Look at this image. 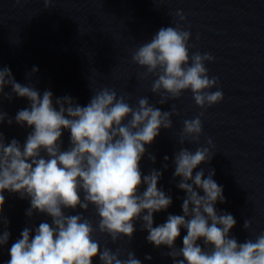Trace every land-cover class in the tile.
Returning <instances> with one entry per match:
<instances>
[{
    "label": "clouds",
    "instance_id": "9594fccd",
    "mask_svg": "<svg viewBox=\"0 0 264 264\" xmlns=\"http://www.w3.org/2000/svg\"><path fill=\"white\" fill-rule=\"evenodd\" d=\"M43 3L47 9L52 0ZM175 16L181 22L186 20L183 10H176ZM191 35L190 26L185 29L179 22L161 27L131 54L132 62L146 70L143 78L156 77L150 91L159 97L160 105L180 98L186 90L203 110L224 99L219 77L210 76L206 67L214 56L190 53L194 47L189 43ZM37 71L33 66L28 75ZM6 87L11 91L5 92ZM213 88L217 90L211 91ZM92 92L88 104L82 106L69 95L54 98L47 89L41 94L30 81L17 82L9 67H0V127L6 121L9 126L15 122L31 129L23 144L15 138L6 143L0 131V246L11 235L7 230L10 222L3 214L5 191L29 201L27 217L42 214L51 220L25 227L12 243L6 264H93L97 257L100 264H142L129 248L113 250L108 244L102 246L99 239L107 237L117 244L127 238L130 243L138 221L147 232L148 243L169 249L163 255L171 257L173 264H264V231L243 243L231 236L237 221L216 208L226 198L213 178L215 170L208 169L206 177L203 168L194 174L216 154L211 151L212 139L207 140L208 146L194 151L181 147L174 153L173 178H179L176 187L186 193L183 214H169L164 223L154 226V214L166 211L173 200L158 187L163 172L153 168L145 175L140 164L146 154L156 162L148 146L161 129L173 127L172 117L179 112L174 105L170 111H162L147 96L133 106L129 93L118 95L113 88ZM14 96L26 99L28 107L18 110L13 119L3 110V102H11ZM203 116L201 111L183 121L181 145L199 144ZM65 131L70 133L67 148L62 139ZM163 159L162 169L167 170L169 157ZM90 206L95 222L83 214ZM243 227L250 230L251 221L245 219ZM182 229L186 235L178 248L175 242Z\"/></svg>",
    "mask_w": 264,
    "mask_h": 264
}]
</instances>
